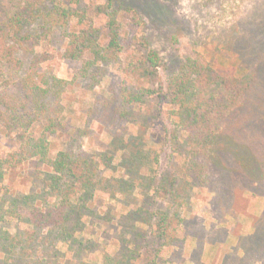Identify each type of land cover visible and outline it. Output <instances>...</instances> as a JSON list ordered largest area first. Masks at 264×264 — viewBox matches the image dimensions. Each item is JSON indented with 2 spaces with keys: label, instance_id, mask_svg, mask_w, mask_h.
<instances>
[{
  "label": "rangeland",
  "instance_id": "1",
  "mask_svg": "<svg viewBox=\"0 0 264 264\" xmlns=\"http://www.w3.org/2000/svg\"><path fill=\"white\" fill-rule=\"evenodd\" d=\"M117 1L138 18L126 12L127 19H120L119 56L100 66L97 82L79 77L81 61L63 55L64 30L52 33L47 48L53 55L46 66L68 82L60 129L48 138L49 157L74 142L94 156L98 182L88 192L70 193L74 209L63 228L35 229L27 213L53 202L50 184L55 181L56 189L67 193L77 185L36 158L7 170L0 197V264H109L106 259L115 264H264V0ZM16 6L17 0H0V20ZM96 22L103 30V20ZM151 52L160 59L155 66L148 62ZM19 56L27 65L30 55ZM187 59L217 76H252L233 120L222 125L220 143L208 152L204 187H190L179 173L188 155L187 133L170 116L168 69ZM140 87L150 95L117 115L116 93ZM16 148L0 133V156L10 157ZM95 154L110 158L101 163ZM247 160L249 171L230 180L234 167ZM167 179L174 187H165L170 193L163 194ZM174 193L182 205L173 200ZM163 212H179L174 246L153 233ZM197 237L203 239L200 248Z\"/></svg>",
  "mask_w": 264,
  "mask_h": 264
},
{
  "label": "trees",
  "instance_id": "2",
  "mask_svg": "<svg viewBox=\"0 0 264 264\" xmlns=\"http://www.w3.org/2000/svg\"><path fill=\"white\" fill-rule=\"evenodd\" d=\"M119 3L117 0H17L11 15L0 20V133L17 145L12 156H0V197L5 172L34 158L77 185L71 186L75 191L68 188L67 193L57 190L55 181L50 184L53 202L42 208L34 206L27 213L26 221L35 229L63 228L74 209L69 203L70 193L88 192L98 182L94 156L84 154L74 142L49 157L48 138L60 129L64 109L62 96L68 85L46 66L53 55L47 50L52 33L57 29L65 31L63 55L81 61L76 72L79 77L97 82L102 76L100 66L114 63L119 56L120 19H127L124 18L126 12L132 13L135 21L138 18L134 9L121 7ZM98 19L103 20V30L96 22ZM38 47L43 48L37 50ZM21 53L30 55L27 65L20 58ZM133 61L128 59L129 63ZM148 62L157 65L160 62L157 53L151 52ZM167 75L172 106L170 116L177 121L178 128L187 133L188 155L180 165L179 173L190 187H204L209 177L208 152L220 143L222 125L233 120V110L250 87L252 76H217L212 69L192 59L171 66ZM150 93L144 87L137 91L120 89L114 98L115 113L122 117L128 106H140L142 98ZM95 157L101 163L110 158L106 159L104 154H95ZM151 159L155 161L156 157ZM234 168L235 174L232 170L230 180L238 181V177L249 171V162ZM169 185L174 187L167 179L161 191L163 194L169 192L165 188ZM180 199V195L173 194V200L182 205ZM180 222L179 212L159 213L153 233L167 245L174 246L178 243L173 235ZM32 233L28 232V237ZM204 234L202 231L199 235ZM198 237L200 248L203 239ZM212 241L210 239V243ZM105 262L115 264L113 260L106 259Z\"/></svg>",
  "mask_w": 264,
  "mask_h": 264
},
{
  "label": "clouds",
  "instance_id": "3",
  "mask_svg": "<svg viewBox=\"0 0 264 264\" xmlns=\"http://www.w3.org/2000/svg\"><path fill=\"white\" fill-rule=\"evenodd\" d=\"M188 11V8L187 7H185V12H187Z\"/></svg>",
  "mask_w": 264,
  "mask_h": 264
}]
</instances>
